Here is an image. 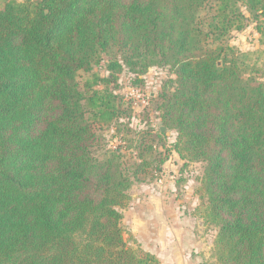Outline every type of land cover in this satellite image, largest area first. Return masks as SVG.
<instances>
[{
  "label": "trees",
  "instance_id": "trees-1",
  "mask_svg": "<svg viewBox=\"0 0 264 264\" xmlns=\"http://www.w3.org/2000/svg\"><path fill=\"white\" fill-rule=\"evenodd\" d=\"M248 14L262 18L264 0H5L0 264H159L129 245L122 224L146 161L130 173L117 148L99 156L94 127L120 115L116 74L154 66L175 74L160 109L177 150L205 163L199 192L218 228L216 260L264 264V82L226 42ZM114 47L122 60L95 72Z\"/></svg>",
  "mask_w": 264,
  "mask_h": 264
},
{
  "label": "rangeland",
  "instance_id": "rangeland-1",
  "mask_svg": "<svg viewBox=\"0 0 264 264\" xmlns=\"http://www.w3.org/2000/svg\"><path fill=\"white\" fill-rule=\"evenodd\" d=\"M4 2L5 0H0V6ZM248 15L250 21L247 27L242 31H233L226 38V42L243 54L247 75H253L257 80L264 82V16L257 21L251 14ZM200 16V22L205 23L206 10H203ZM257 24L261 26V30H258ZM102 56L100 62L94 65V71L108 76L111 74V60H122V51L114 47ZM116 75L118 79L110 84V88L122 97L121 112L118 119L109 126L94 123L99 137L95 146L96 152L102 156L107 150L117 148L126 171L130 173L137 169V163H141L143 159L146 161L138 175L133 177L131 202L128 207L122 209L123 215H126L122 220L123 227L127 231L132 221L140 218L136 207L151 208L148 204L150 195L159 197L157 206L160 207L176 204L185 209L194 206L198 210L196 220L199 218L205 224L199 235L206 244L214 242L210 250L216 258L215 238L218 228L206 223L204 199H201L199 192L205 163L190 160L179 153L176 147L178 132L171 127L167 128L162 119L160 94L166 80L175 77V74L169 66H154L144 74L134 73L127 67ZM88 76L87 72L82 71L79 80L83 83ZM150 146L153 149H149ZM164 192L169 198L163 197ZM128 234H125V238L130 242L133 236ZM216 264L221 263L216 261Z\"/></svg>",
  "mask_w": 264,
  "mask_h": 264
},
{
  "label": "crops",
  "instance_id": "crops-1",
  "mask_svg": "<svg viewBox=\"0 0 264 264\" xmlns=\"http://www.w3.org/2000/svg\"><path fill=\"white\" fill-rule=\"evenodd\" d=\"M163 194L164 198H169L167 193ZM156 196L148 197L151 208H135L140 218L132 219L125 230V234L133 236L129 245L154 254L159 264H216L211 252L214 242L206 244L199 235L205 224L199 218L196 220L197 207L183 209L176 204L160 207ZM129 213L131 216L132 210Z\"/></svg>",
  "mask_w": 264,
  "mask_h": 264
}]
</instances>
